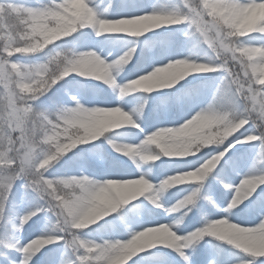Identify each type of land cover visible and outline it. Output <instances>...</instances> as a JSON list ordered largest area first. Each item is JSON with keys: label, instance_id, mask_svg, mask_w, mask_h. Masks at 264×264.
<instances>
[{"label": "snow or ice", "instance_id": "obj_1", "mask_svg": "<svg viewBox=\"0 0 264 264\" xmlns=\"http://www.w3.org/2000/svg\"><path fill=\"white\" fill-rule=\"evenodd\" d=\"M0 264H264V0H0Z\"/></svg>", "mask_w": 264, "mask_h": 264}]
</instances>
